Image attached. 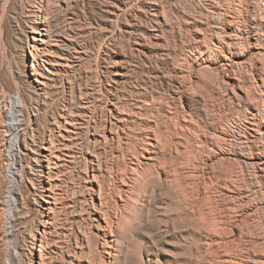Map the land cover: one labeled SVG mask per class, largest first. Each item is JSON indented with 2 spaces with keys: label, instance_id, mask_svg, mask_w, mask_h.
<instances>
[{
  "label": "bare ground",
  "instance_id": "obj_1",
  "mask_svg": "<svg viewBox=\"0 0 264 264\" xmlns=\"http://www.w3.org/2000/svg\"><path fill=\"white\" fill-rule=\"evenodd\" d=\"M27 14L0 25L2 264H264V0Z\"/></svg>",
  "mask_w": 264,
  "mask_h": 264
},
{
  "label": "rangeland",
  "instance_id": "obj_2",
  "mask_svg": "<svg viewBox=\"0 0 264 264\" xmlns=\"http://www.w3.org/2000/svg\"><path fill=\"white\" fill-rule=\"evenodd\" d=\"M41 0H0V17H3V24H0L2 27H4V29L6 30L7 32V36H10L12 38H15V36L17 35V29H18V23L19 21L21 20V18L25 17L27 18V13H28V10L31 8V6L34 4V3H39ZM32 3V5H31ZM24 6H23V5ZM82 8V7H81ZM79 11V10H78ZM27 12V13H26ZM81 16H80V22L79 24L81 23V28L82 27H85L87 21H88V15L84 14L85 12H83V10L81 9ZM83 12V13H82ZM53 13H57L56 11H53L51 14ZM27 14V15H26ZM85 16H84V15ZM25 15V16H24ZM87 16V17H86ZM19 17V19L17 18ZM82 17V18H81ZM86 17V19H85ZM18 19V20H17ZM68 21V20H66ZM64 20V23L66 22ZM69 24V21L67 22ZM71 24V23H70ZM0 26V27H1ZM9 28V29H8ZM82 38H80L81 40ZM83 40V39H82ZM4 64H5V61H4ZM3 64V66H4ZM1 90H2V87H1V82H0V94H1ZM60 94V95H59ZM58 95V96H57ZM55 96V97H54ZM53 96V100H55L54 102L56 103L57 101L60 103H58L60 106H62L63 104L62 103H66L70 97V95H67L65 96V94L63 95V92L61 93H58L56 95ZM57 96V97H56ZM69 97V98H68ZM66 98V99H65ZM57 99V100H56ZM65 99V101H63ZM63 102H62V101ZM57 104V103H56ZM62 104V105H61ZM55 105V104H54ZM56 106V105H55ZM54 106V107H55ZM0 160H2L0 158ZM0 166L2 167V165L0 164ZM0 167V180L1 182L4 181V173H3V169ZM0 264H2V257H3V252H4V246H0Z\"/></svg>",
  "mask_w": 264,
  "mask_h": 264
}]
</instances>
